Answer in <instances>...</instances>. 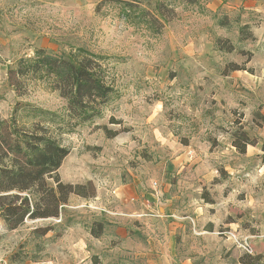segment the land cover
Masks as SVG:
<instances>
[{"label":"rangeland","instance_id":"374dc122","mask_svg":"<svg viewBox=\"0 0 264 264\" xmlns=\"http://www.w3.org/2000/svg\"><path fill=\"white\" fill-rule=\"evenodd\" d=\"M208 2L175 4L155 34L108 0H0L1 118L19 102L64 110L46 81L28 79L20 96L9 83L38 48L101 55L117 91L101 117L59 135L70 148L61 179L95 195L71 194L59 217L13 230L0 218V264H264V10ZM238 24L255 39L240 42ZM217 37L236 49H217ZM238 121L254 141L244 153L231 136Z\"/></svg>","mask_w":264,"mask_h":264},{"label":"trees","instance_id":"16d2710c","mask_svg":"<svg viewBox=\"0 0 264 264\" xmlns=\"http://www.w3.org/2000/svg\"><path fill=\"white\" fill-rule=\"evenodd\" d=\"M108 1L120 5L121 14L128 23L145 27L155 34L162 32L166 22L175 15V4L196 5L200 2L158 0L151 8L142 0ZM103 4L100 3L97 9ZM218 25L229 30L232 28L227 14L218 18ZM237 30L240 42L255 39L250 24H238ZM215 43L222 51L236 49V44L229 38L217 37ZM102 59L101 55L82 47L60 54L38 48L34 55L21 57L9 68V83L19 96L25 94L28 79L43 80L59 91L67 104L58 114L19 102L9 118L0 117V218L8 229L18 228L27 219L59 217L71 194L95 195L94 190L91 194L85 191L86 185H74L61 179L59 168L70 148L61 142L59 135L101 117L104 107L116 96L117 91L108 78ZM237 68L238 65H233V69ZM20 106L24 111L22 116H19ZM255 120L258 125H264V114L256 112ZM238 123L231 136L233 145L244 153L254 141L241 122ZM53 125L58 127V133L52 131ZM107 131L110 136L116 134ZM94 225L91 233L99 237L105 223L96 222Z\"/></svg>","mask_w":264,"mask_h":264},{"label":"crops","instance_id":"0c3cea01","mask_svg":"<svg viewBox=\"0 0 264 264\" xmlns=\"http://www.w3.org/2000/svg\"><path fill=\"white\" fill-rule=\"evenodd\" d=\"M223 1L224 0H211V2L206 4V6L211 10H214L217 9L223 3ZM231 2L236 6L244 4L246 6L257 7L264 10V0H231ZM127 196H129V193L126 190L125 192H122V194L120 193L119 197H121L120 199H123L127 198ZM117 231H119V229Z\"/></svg>","mask_w":264,"mask_h":264}]
</instances>
